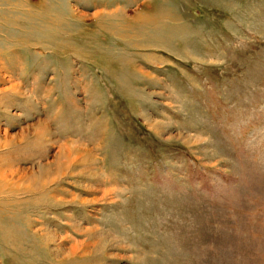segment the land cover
<instances>
[{"label": "rangeland", "instance_id": "rangeland-1", "mask_svg": "<svg viewBox=\"0 0 264 264\" xmlns=\"http://www.w3.org/2000/svg\"><path fill=\"white\" fill-rule=\"evenodd\" d=\"M0 158V264H264V0H0Z\"/></svg>", "mask_w": 264, "mask_h": 264}, {"label": "bare ground", "instance_id": "bare-ground-1", "mask_svg": "<svg viewBox=\"0 0 264 264\" xmlns=\"http://www.w3.org/2000/svg\"><path fill=\"white\" fill-rule=\"evenodd\" d=\"M97 14V13H96ZM6 143V142H5ZM7 145V144H6ZM8 154V153H7ZM9 156V154H8ZM1 159V158H0ZM2 161V160H1ZM11 162V161H10ZM11 164V163H10ZM8 164H6L7 166ZM21 169L20 168H16L14 167V164L12 163L10 167H6L4 168L3 166H1L0 164V192H7L6 190H8V192L10 191L9 188L7 189V187H10L11 183L10 182H13L12 179L15 175H17V173L21 172L20 171ZM23 170V169H22ZM23 175V173H21ZM21 175V176H22ZM26 175V174H25ZM24 178V177H23ZM31 184V182L29 183ZM46 184V183H45ZM23 186V185H22ZM26 187V186H25ZM31 189V190H34L33 188L31 187H26L25 189ZM11 192V191H10ZM10 195V194H8Z\"/></svg>", "mask_w": 264, "mask_h": 264}]
</instances>
